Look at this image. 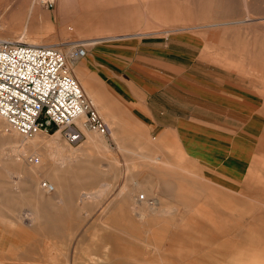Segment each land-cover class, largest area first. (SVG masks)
<instances>
[{"label":"rangeland","instance_id":"obj_1","mask_svg":"<svg viewBox=\"0 0 264 264\" xmlns=\"http://www.w3.org/2000/svg\"><path fill=\"white\" fill-rule=\"evenodd\" d=\"M38 1L0 0V37L55 45L65 54L76 42L97 41L88 43L86 58L75 67L89 80L96 77L85 61L102 45L179 35L200 46V58L220 67L212 71L247 91L251 111L244 129L235 122L234 141L227 136L229 146L215 152L217 169L206 172L174 141H166L165 158L148 146L150 140L131 136L127 144L129 135L117 129L100 136L86 132L97 149L85 156L52 157L50 143L78 150L86 133L76 145L58 131L25 138L0 119V264H194L214 239L220 254L233 259L214 254L213 261L264 264V0H62L74 19L56 14L58 0L49 8ZM88 17L109 30L83 34L96 28H77ZM100 36L123 40H90ZM101 92L108 94V88ZM153 172L160 178L151 179ZM169 176L185 178L182 186L200 194L182 195ZM44 182H56L62 193L46 192ZM112 189L116 196L94 210L99 195ZM61 196L64 201L57 200ZM152 198L159 210L140 222L135 203L154 205Z\"/></svg>","mask_w":264,"mask_h":264},{"label":"crops","instance_id":"obj_2","mask_svg":"<svg viewBox=\"0 0 264 264\" xmlns=\"http://www.w3.org/2000/svg\"><path fill=\"white\" fill-rule=\"evenodd\" d=\"M57 3L56 14H60L62 19L75 18L62 6L66 1L58 0ZM91 19L88 17L90 26L99 21ZM106 28L108 29H92L83 34L97 35L101 31L109 30V26L106 25ZM122 38L100 36L90 40L103 42L123 40ZM200 52V46L194 41L179 35L166 38V33L147 36L146 40L129 44L102 45L95 57L85 61L88 63V72H92L96 79L88 77L89 80H85L89 81L93 98L98 102L95 106L99 115L104 116L109 124L105 123L106 127H109L107 130L127 132L129 136L124 140L127 144L138 137L141 141L150 140L152 143L148 146L153 147L165 158L166 141H174L187 159L203 172L210 171L214 165L213 161L220 157H216L215 152L220 155L229 146L227 136H231V142L234 141L235 122L239 123L240 130L244 129L246 117L249 120L251 103L246 96L247 91L236 87L234 82L225 80L218 72L212 71V68L220 67L209 59L200 58ZM85 58L86 56L81 60ZM104 88H108V94L103 95L101 89ZM236 91L243 96L236 97ZM150 177L160 178L158 175ZM168 178L173 179L171 182L182 195L188 192H192L193 196L200 194L195 192L194 187L182 186L180 181L185 178ZM141 191L145 192L143 188ZM116 194L117 189L110 190V193L104 190L99 195L94 210L100 211L107 205L108 198ZM142 194L149 197L145 193ZM151 200L154 205H147L138 200L135 203L138 208L133 211V215L138 217L140 222L147 219V213L159 210L157 200ZM218 240L210 241L213 246L206 254L194 258L192 262L222 264L215 258L214 261L211 259L214 254H218L222 260L233 259L229 255L220 254L217 248Z\"/></svg>","mask_w":264,"mask_h":264},{"label":"built area","instance_id":"obj_3","mask_svg":"<svg viewBox=\"0 0 264 264\" xmlns=\"http://www.w3.org/2000/svg\"><path fill=\"white\" fill-rule=\"evenodd\" d=\"M43 1L47 8L51 6ZM70 47L67 59L75 62L85 57L83 44ZM0 117L23 136L58 131L70 145L81 141L79 123L105 131L89 99L67 74L61 52L8 40H0Z\"/></svg>","mask_w":264,"mask_h":264},{"label":"bare ground","instance_id":"obj_4","mask_svg":"<svg viewBox=\"0 0 264 264\" xmlns=\"http://www.w3.org/2000/svg\"><path fill=\"white\" fill-rule=\"evenodd\" d=\"M48 1H50L51 2V5H53V0H48ZM38 3L41 5V6H43V7H46L45 6V4H44V1L43 0H39L38 1ZM33 4L31 3V5H30V10L32 11L33 10ZM47 8V7H46ZM8 11V9H7V6H6V11H5V13ZM79 20V19H78ZM79 25V27H77V28H79L81 31H86L87 29H92L93 27L95 28H98V29H100V28H105V29H107L106 28V26H104V25H100V23L98 22V21H96L94 24H92V26H90V23L89 22H85V21H83L82 23H78ZM95 28V29H96ZM29 37V36H28ZM0 40H8V41H11V42H15V43H20V44H25V45H38V44H29V43H27L26 41H24L23 39H22V37H20L19 39H16V40H11V39H6V38H2V37H0ZM76 43H81V44H83L84 46H85V48L87 47V46H92V45H96V44H98V42L97 41H90V45L88 44V43H83V42H76ZM43 46H49V47H53V48H55V49H57L59 52H61L62 53V48H59V47H56L55 45H51V44H46V45H44V44H42ZM71 50V47L70 48H68V50H67V54H68V52ZM87 51V50H86ZM67 54H65V53H62V55L64 56V58H65V61H66V70H67V74L74 80V82H75V84H76V86L78 87V89L81 91V93H83V95L87 98V99H89V101H90V103L92 104V106H93V109L95 110V112H96V114L98 115V117L100 118V115H99V113H98V110H97V108H96V106L98 105V102H97V100H95L94 98H93V95H92V92H91V90H90V86H89V84H88V82L85 80L86 78H84L83 77V75H82V72H81V70L79 69V70H77V68H75L76 67V62L77 61H79V60H81V59H83V58H81V59H79V60H77V61H70L69 59H67L65 56L67 55ZM86 54H87V52H86ZM86 56V55H85ZM78 63V62H77ZM78 66V65H77ZM74 75H75V77H74ZM77 79H78V81H77ZM81 84V86H80V84ZM84 89V91L87 93H85L84 91H83V89ZM89 95V96H88ZM89 97H91V99L94 101H92ZM95 103V104H94ZM96 105V106H95ZM102 111V110H101ZM0 119L1 120H3L4 122H6L2 117H0ZM101 119V118H100ZM101 121H102V119H101ZM7 123V122H6ZM102 123L104 124V122L102 121ZM8 124V123H7ZM9 125V124H8ZM10 126V125H9ZM78 126H79V128H80V130H81V141H82V139L84 138V136H85V133L86 132H89V131H91V132H95V135H97V136H100V135H106L107 133H109L108 132V130H106L107 129V127H105V131H104V133H100L99 131H94V130H90V129H88V128H86L85 126H83L82 127V125L79 123L78 124ZM104 126H105V124H104ZM11 127V126H10ZM12 128V127H11ZM13 129V128H12ZM15 130V129H14ZM37 133H40V132H36V133H34V134H32V135H30V136H23V137H25V138H32V137H35L36 135H37ZM98 133V134H97ZM100 134V135H99ZM86 137H87V140L85 141V143H84V145H83V147L82 148H80V149H78V150H72V149H70V148H67V147H65V146H61V145H57V144H55V142H52V143H50L49 145V147H50V149H51V154H52V157H55L56 155H59V156H61V157H65V156H70V157H73V156H79V157H82V156H85L86 154H87V152L88 151H90V149H95L96 147H97V142H96V139H94L92 136H90V135H88V133H86ZM58 138V137H57ZM39 140V139H38ZM80 141V142H81ZM34 142V141H33ZM78 144V143H77ZM97 149V148H96ZM26 152H24L23 154H25ZM89 153V152H88ZM28 154V153H27ZM26 154V155H27ZM26 159V157L25 158H22V160H21V162H19L17 165L18 166H23V164H22V162H24V160ZM64 161V160H63ZM31 162H33V163H37L38 162V159L36 158V157H33L32 158V160H31ZM27 163V162H26ZM31 169V168H30ZM34 172V171H33ZM35 177V176H34ZM38 178V177H37ZM39 179H40V177H39ZM56 180H57V178H56ZM66 181V180H65ZM65 186V185H64ZM31 187V186H30ZM38 187H39V185H38ZM42 187H43V189L46 191V192H48V193H52L53 191H55L56 190V194H59V193H62V189L63 188H61L59 185H57V183L56 182H53V183H51V185L50 184H47V183H43L42 184ZM60 195V194H59ZM84 196H88V195H86V193H84ZM89 198V197H88ZM57 200H61V201H64V197L63 196H61L59 199H57ZM139 202H141V201H139ZM143 203H145V202H143ZM149 205H151V202H149ZM53 210V209H52ZM140 216V215H139ZM143 216V215H142ZM54 217V216H53ZM53 219V218H52Z\"/></svg>","mask_w":264,"mask_h":264}]
</instances>
